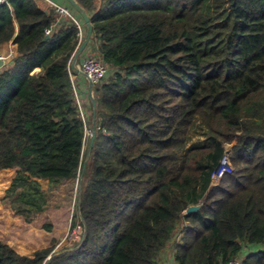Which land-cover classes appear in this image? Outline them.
<instances>
[{"label":"trees","instance_id":"1","mask_svg":"<svg viewBox=\"0 0 264 264\" xmlns=\"http://www.w3.org/2000/svg\"><path fill=\"white\" fill-rule=\"evenodd\" d=\"M78 2L110 70L93 87L89 155L80 30L43 0L0 9V46L18 28L19 54L0 72V202L32 223L48 207L42 181L82 175V241L29 257L0 239V264H264V0ZM196 126L208 143L187 149Z\"/></svg>","mask_w":264,"mask_h":264},{"label":"rangeland","instance_id":"2","mask_svg":"<svg viewBox=\"0 0 264 264\" xmlns=\"http://www.w3.org/2000/svg\"><path fill=\"white\" fill-rule=\"evenodd\" d=\"M81 21L83 20L81 19ZM88 126L90 127V122ZM90 139L91 137L87 139L85 146L87 155H89ZM207 143L208 138L201 135L200 128L196 126L190 134L187 149L206 145ZM232 146H227V151H231ZM81 177L82 175L79 174L77 178L59 184L42 181L48 199V207L32 223H27L21 217L15 215L7 202H0V211H11L12 216L22 219L20 223L13 222V224H10L11 228L0 224V238L5 237L6 233L10 234V240L19 241L26 246L27 250L20 249V251L29 257H33L35 252L49 247L53 248V253L73 248L82 241V226L80 225L81 219L78 210ZM221 178L214 176L212 184H217ZM17 238L18 240H16ZM32 238L35 241L31 240Z\"/></svg>","mask_w":264,"mask_h":264},{"label":"crops","instance_id":"3","mask_svg":"<svg viewBox=\"0 0 264 264\" xmlns=\"http://www.w3.org/2000/svg\"><path fill=\"white\" fill-rule=\"evenodd\" d=\"M43 1L46 2L45 0H43ZM49 1H53V2H55V3H57V4L61 5V6H64L65 8H68L77 17V19L80 21V23L82 25V31H83V35H84V38H85L86 33H87V27L84 24V22L81 21L82 18L75 11V9H73L68 4V2L66 0H49ZM17 36H18V28H17V33H16L15 37L13 38V40H11L10 42L4 43V44H2L0 46V57L4 58V60H3L4 65H3V67L0 68V72H3L5 70L11 69L13 67V65H14L15 58L19 55L18 52H17V45L15 44V40H16ZM86 54L94 55L91 42H90V44H89V46H88V48L86 50ZM39 71L40 70L38 69L35 72L38 73ZM74 80H75L77 88L79 89V91H80V93L82 95L83 103L85 105V110L87 111L88 121H90V127L92 128L95 123H100V121H99V118H97L94 115L93 108L90 105V103H91V99H90V83L80 73H76V76H75ZM41 184H42V182H41ZM42 187H43V185H42ZM43 190H44V188H43ZM187 211L185 212L186 215H187ZM12 212L11 211H7V212L0 211V224L4 225L5 227H8V226L10 227V224H13V222L20 223V221L22 219H18L19 216L15 217L14 215H13L14 216V218H13V216L11 215ZM15 219H17V220H15ZM1 232H3V231H1ZM9 236H10V234L6 233V236L3 237L2 239L0 238V239L3 240L4 242H6L8 245H10L12 248H14L17 252H19L20 254L23 255L24 253L22 251H20V249L27 250L26 246L22 245L21 242H19V241L14 242L13 240H10ZM16 240H18V238ZM31 240L35 241L33 238ZM164 264H175L174 256L173 255H169L168 258H167V261Z\"/></svg>","mask_w":264,"mask_h":264},{"label":"built area","instance_id":"4","mask_svg":"<svg viewBox=\"0 0 264 264\" xmlns=\"http://www.w3.org/2000/svg\"><path fill=\"white\" fill-rule=\"evenodd\" d=\"M45 1L48 3L49 8L56 9V15H58L59 18H67V19H70L71 21H73V23L80 30L79 36H80V44H81L82 41L84 40V35H83V31H82V25H81L80 21L77 19V17L68 8H65L64 6H61V5H59L53 1H49V0H45ZM5 5L9 6V0H0V9H1V7L5 6ZM55 27H56V25L47 29L46 34L50 35L54 31ZM0 60L3 61L4 58L0 57ZM78 68L81 71V74L89 81L90 84L93 85V87L101 84L108 77L109 71H110L109 68L103 63V61L96 58L92 54H86V51L81 56V58L79 60ZM73 81H74V90H75L76 101H77L82 119L86 125V139H88L89 137H92L93 128L89 127L87 124L88 116H87V111L85 110V105L83 103V98H82V95H81L79 89L76 86L74 78H73ZM91 96H94V94L90 90V99H91ZM90 105L94 111V106H93L92 100H91ZM222 164L226 165V166L229 165L228 159L225 158V160L223 161ZM225 172H226V170L220 171V169H218L215 173V176L221 178ZM245 256H243L241 258L233 259V260L229 261L227 264H243Z\"/></svg>","mask_w":264,"mask_h":264},{"label":"water","instance_id":"5","mask_svg":"<svg viewBox=\"0 0 264 264\" xmlns=\"http://www.w3.org/2000/svg\"><path fill=\"white\" fill-rule=\"evenodd\" d=\"M66 1L80 15V17L82 18L84 24L87 27L86 36H85L84 40L82 41V43L80 44V46L78 47V49L76 50V52H75V54L73 56L72 62H71V69H73L76 73H80L81 74V71L78 68V62H79L81 56L87 50V48H88V46H89V44L91 42V39H92V36H93V25H92L91 18L89 16V14L80 5V3L77 0H66ZM48 13H50L51 16H55L56 15V9L49 8L48 9ZM3 65H4V62L2 60H0V68L3 67ZM90 90L93 93V85L92 84H90ZM91 100H92V103H93V106H94V115L96 116L97 108H96V100H95L94 96H91ZM92 128H93V134H92L91 142H90V146H89V154H90V152H91V150L93 148V144H94V141H95V138H96L97 129H98L97 123H95ZM229 152L230 151H227L226 154L228 155ZM85 167H86V164L84 165L83 171L85 170ZM195 210H196V208L192 207V208H190L187 211V214H190V213H192ZM51 258H52V256H50L48 259L50 260Z\"/></svg>","mask_w":264,"mask_h":264}]
</instances>
